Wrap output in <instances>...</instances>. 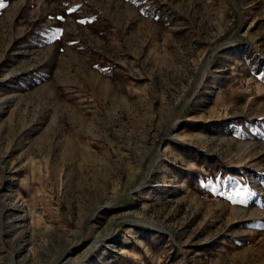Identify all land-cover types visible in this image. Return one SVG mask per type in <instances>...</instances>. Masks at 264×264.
<instances>
[{
    "label": "rangeland",
    "instance_id": "374dc122",
    "mask_svg": "<svg viewBox=\"0 0 264 264\" xmlns=\"http://www.w3.org/2000/svg\"><path fill=\"white\" fill-rule=\"evenodd\" d=\"M0 264H264V0H0Z\"/></svg>",
    "mask_w": 264,
    "mask_h": 264
}]
</instances>
